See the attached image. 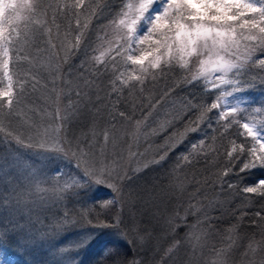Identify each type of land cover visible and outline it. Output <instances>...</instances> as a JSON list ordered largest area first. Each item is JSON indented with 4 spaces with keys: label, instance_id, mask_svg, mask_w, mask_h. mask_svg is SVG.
I'll return each instance as SVG.
<instances>
[{
    "label": "trees",
    "instance_id": "trees-1",
    "mask_svg": "<svg viewBox=\"0 0 264 264\" xmlns=\"http://www.w3.org/2000/svg\"><path fill=\"white\" fill-rule=\"evenodd\" d=\"M73 2L42 0L45 6L52 5L47 16L43 13L32 16L27 27L21 23L20 33L14 34L15 43L10 45L14 54L19 53L28 59H17L13 55V64L9 66L15 92L23 91V95L19 96L20 103L14 105L11 115L0 103V254L4 256L3 261L7 260L10 264H119L121 260L135 256L142 264H160L158 261L166 243L164 240H167L166 221L174 213L180 215L184 208L193 207L186 223L191 221L197 225L196 229L207 235L208 242L215 239L219 245L215 249L222 244V250L227 248L232 243L229 239L231 235L236 241L233 249H236L238 261L247 264L243 253L252 242L257 251L255 254L249 252L248 258L260 264L259 247L264 237L261 227L252 221L256 219L255 213L264 206V200L250 197L245 201L234 189H228L227 183L221 185L218 177L226 166H231L228 165L227 153L233 146L251 144L250 138H245L241 125L254 120L259 127H264V82L261 80L264 70L250 67L239 78L234 75L227 77L242 81L240 86L243 90L235 92L242 109L239 122L219 121L217 109L207 113V119L197 125L198 111L189 110L186 105L191 102L210 106L219 97V87L213 88L212 80L206 81L198 76L199 68L192 58L186 67L181 68L179 63L174 62L170 68H166V74H162L151 69V60L156 55L155 46L146 42L141 46L148 59L143 65H132L126 61L128 51L124 41L128 40L127 28L121 25L117 29L120 35L110 30L125 0H85L84 11L78 17L72 14L65 17L61 12L56 15V22L52 23L56 5ZM97 9L101 10L99 14H96ZM77 19L80 21L79 29ZM84 24L88 27L84 28ZM49 29L51 36L48 35ZM78 31L86 33L84 42L74 55L67 57L69 62L64 63L66 51L75 43ZM156 39H160V36L155 35ZM52 43L56 45L55 48L51 46ZM121 43L124 46L117 54L115 49ZM102 52L106 64H98L95 60ZM257 58H264V53H258ZM113 60L118 71H114ZM97 68L100 73H97ZM141 68L148 71L141 73ZM120 73H124L125 77L129 74L142 75L143 82H133V88L123 87L117 82V86L123 88L122 94H119L120 103L117 104L118 94L112 93L111 84ZM193 76L199 78L191 84L183 83L176 87L186 77L191 80ZM2 84L0 73V89ZM166 88H174V91L162 106H158L156 114L146 126H142L138 132L133 128L131 137L128 122L123 121L118 112L124 111L142 118V107L150 99L159 98ZM227 89L232 91L230 85H227ZM77 90L86 95L77 98L74 94ZM70 99L77 102L79 112L69 121L67 131H61L60 137L65 145H69L67 141L71 139L69 147L76 148L72 144L76 140L87 146V150L91 148L89 155L82 157L107 161L111 153L109 161L113 162L120 159L119 156L125 151L139 149V155L133 157L134 167L130 173L128 170L125 173L130 178L115 181L121 188V195L118 197L114 193L118 200L107 208L101 207L109 201L107 192L96 189L95 182L84 175L83 162L86 159L82 161L78 155L70 154L67 159L54 158L51 159L52 163H46V180L49 183L44 191L38 186L35 188L34 181L31 182L29 176L25 175V170L22 174L17 170L15 172L10 166L11 162H7L8 158L13 157L10 153L13 148L24 146L25 151L31 145L38 152L51 151L53 129L58 124L61 127L56 119L57 106L60 111L62 106L69 109ZM257 108L261 111L256 112ZM162 119L173 120V126L155 136L147 135L152 128L159 126ZM187 126L198 127V131L187 132L178 147L170 151L160 164L147 168L143 166L149 160L158 158L157 150L168 137L173 133H185ZM105 130L110 134L106 146L104 140H100ZM93 131L96 132L95 136ZM17 138H20L19 143ZM125 139L127 144L123 143ZM144 139L145 146L141 145ZM174 140L180 141V135H176ZM201 140L204 141L203 145L200 144ZM97 144L99 146L92 147ZM192 144H196L197 149L190 158L191 162L185 163L181 158L192 153ZM111 148L113 150L109 152ZM35 161L38 159H33ZM242 163L243 158L235 162V172H239ZM116 164L112 165V170L116 169ZM141 166V171L137 172L136 169ZM241 175L244 176L243 184L255 185L264 180V167ZM68 178H74L79 185L63 192L64 181ZM225 180L236 183L238 176L233 174L225 177ZM134 184L136 187L132 186ZM54 186L56 189L50 188ZM134 188H138V191H133ZM234 210L246 211L247 215L239 219L233 214ZM205 216L222 218L214 219L215 227L210 230L207 225L197 224L198 218ZM75 217L82 221L81 226L70 225ZM162 218L167 219L162 222ZM117 219L121 222L118 228L101 227ZM58 225L62 226L55 228ZM230 225H236L232 233L228 231ZM129 230L135 235L128 233ZM121 233H126V236ZM132 240L136 241L135 247L130 242ZM166 258L163 256L161 264H167Z\"/></svg>",
    "mask_w": 264,
    "mask_h": 264
},
{
    "label": "snow or ice",
    "instance_id": "snow-or-ice-1",
    "mask_svg": "<svg viewBox=\"0 0 264 264\" xmlns=\"http://www.w3.org/2000/svg\"><path fill=\"white\" fill-rule=\"evenodd\" d=\"M85 0H74L73 3L65 4L63 6L57 4L53 12L52 23H55V17L58 13H63L65 17L69 14L79 16L85 8ZM52 8V5L45 6L42 0L34 2V0H0V69L4 70L5 77L8 78L9 83L6 88L0 89V103L8 109L9 115L14 110V105L20 103L19 96L23 95V91L20 93L15 92L13 83L11 82V75L9 73V66L13 64V55L17 59H28L27 56H21L19 53H13L10 45L15 43L14 34L19 35L20 24L23 23L27 27L28 21L32 16L43 13L46 17L48 10ZM125 9L134 10V14L130 19H120L119 24L127 28L128 40L124 41L129 46L133 43L142 44L148 41L155 46V58L151 60V69L158 70L162 74H166V68H170L171 65L176 62L179 63L181 68H184L188 64V58H192L193 63H197L201 68V77L207 79L209 73L215 75V80L219 81L222 85H230L231 92L221 93V95H232L235 92H240L242 81L240 79H227L228 76L234 75L236 77L243 76L248 68L257 67L260 70H264V58H257L258 53H264V0H139L137 3H129L124 5L118 13L119 16L128 17V11ZM101 10L97 9L96 14H99ZM39 23V21H38ZM144 23L147 25L146 31L141 35L139 34V26ZM77 28H80V21H76ZM84 28L88 25L84 24ZM48 35L51 36V30H48ZM153 35L160 36V39L153 40ZM86 33L78 31L76 34L75 43L66 51L64 63H68L67 57L74 55L75 52L82 46ZM51 43V41H49ZM124 43H121L115 51L120 53ZM53 48L56 47L54 43L51 44ZM102 52L100 56L95 57L98 64H106L107 61L103 60ZM147 56H128V60L132 65H143ZM114 71H118L116 67V61L113 60ZM97 73H100V69H96ZM141 73H146L148 69L141 68ZM59 69H57V78H59ZM199 77L193 76L191 80L187 77L181 84H177L176 87L182 86L183 83L191 84L195 82ZM264 82V77H261ZM122 85L126 88H133L135 84L133 82H143L142 75L129 74L125 77L124 73H120L116 76V79L112 81V93H117V104L120 103L119 94H122L123 88L117 86ZM35 86V85H34ZM213 88L218 85L213 82ZM23 87V85H22ZM174 88H166L159 98H152L146 105L142 107L141 117L136 118L135 115H130L124 111H119L118 116L127 121L129 125H133L137 132L142 126H146L150 121V118L156 114L158 106H162L163 102L168 99L172 94ZM112 93H109L111 96ZM77 98H82L86 93L80 90L75 92ZM59 99V97H58ZM99 100L100 97L97 96ZM219 97L211 105H197L195 103H188L186 107L189 110L198 111L199 115L195 123L198 125L207 119V113L213 110L218 111L217 119L219 121H227L231 123L233 120L239 122L238 117L242 113V109L239 105L222 107L219 103ZM65 111L69 112L68 115H62L59 105L57 106L56 119L59 120L61 127L57 129L58 132L67 131L69 127V121L78 114L79 108L77 102L69 100V109ZM99 111V110H97ZM256 112H260L261 109H255ZM115 121V116H113ZM173 120L162 119L159 126L152 128L147 134L149 136H155L160 132L165 131L166 128L172 127ZM241 127L245 130V138H250L251 144L234 145L233 149L227 153L228 165L220 173L218 179L220 184L227 183V187L230 190H235L236 194L243 200L247 201L250 197H259L264 200V180L258 181L255 185H246L242 181L244 176L241 174H247L249 170L264 167V134L257 131L256 122L249 121L244 122ZM264 128V127H262ZM113 130L114 125H113ZM198 127L187 126L185 133H173L168 137L165 143L158 148V158H153L145 163L144 167L147 168L153 164H160L166 160L170 151L178 147L182 142L187 132H196ZM96 132L93 131V136ZM103 140L105 146L110 141V134L107 130L103 131ZM176 135H180L181 140L175 141ZM147 138V136H146ZM17 142H20V138H17ZM71 144V139L67 141ZM200 144L203 145L204 141L201 140ZM65 145L63 139H57L56 143L51 148V151L62 153L64 156L68 155V148ZM31 147V145H28ZM99 146L93 145L92 147ZM44 147V145H40ZM192 153L182 156V161L185 163L191 162L190 158L197 149L196 144L191 145ZM91 152V148L88 149ZM80 150L78 148L77 153L73 155H79ZM102 154V153H101ZM139 155V154H133ZM243 158L242 166L239 168V172H235V162ZM79 168V163L77 164ZM137 172L141 169H136ZM236 174L238 181L236 183L227 182L225 177ZM59 176V174H57ZM84 175L91 181L97 184H107L109 188L117 194L121 193V188L118 187V179H129L125 174L124 177H120L119 173L113 174V172L102 161L94 160L91 165H85ZM79 184L74 178H68L64 181L62 191L67 192L69 189L77 187ZM116 201H107L101 205V207L107 208L109 205L114 204ZM192 211L189 209L186 212L187 215H191ZM234 215L239 219H243L246 215V211L234 210ZM256 219L252 221L253 224L261 227V235L264 237V206L261 210L255 213ZM222 217L205 216L203 219L197 220V224L207 225L214 228V219ZM67 221V216L64 217ZM121 222L117 219L112 224H103L101 227H113L118 228ZM168 230L173 231L171 228V219L166 221ZM62 225H58L55 228H60ZM197 225H192L195 228ZM236 225L229 226V233H232ZM167 235V232L165 233ZM125 235L126 233H121ZM232 243L227 248L221 250L218 255H224L225 258L230 254L236 241L229 236ZM135 247L136 241H130ZM182 241H174L172 246L168 248V252H171L173 248L178 247ZM111 251V250H109ZM257 248L253 247V243L250 242L245 249L243 256L247 264H255V261L248 258L249 252L255 254ZM259 251L261 253L260 264H264V240L260 242ZM119 264H142V262L135 256L129 260H121ZM221 264H226L222 261Z\"/></svg>",
    "mask_w": 264,
    "mask_h": 264
},
{
    "label": "rangeland",
    "instance_id": "rangeland-1",
    "mask_svg": "<svg viewBox=\"0 0 264 264\" xmlns=\"http://www.w3.org/2000/svg\"><path fill=\"white\" fill-rule=\"evenodd\" d=\"M138 2H139V0H125L124 4H122L123 5L122 7H124V5L129 4V3H137L138 4ZM120 10H119V12H120ZM125 11H128L129 16L128 17L119 16L118 15L119 12H118L117 15H115L116 17H115V20L113 22V25L110 26V30L113 31L115 34L120 35L117 32L119 30L118 28L119 27L121 28V25L119 24V20L120 19H130L132 17V15L134 14V10L125 9ZM146 28H147V25L142 23L138 29L139 34L142 35L146 31ZM152 39L155 40V35H153ZM146 42H148V41H145L144 43H146ZM144 43H142V44H144ZM142 44L133 43L131 46H129L127 44V51L128 52H127V56H126V61L131 63L128 60V56H130V55H133V56L146 55L145 52H143V50H142V47H143V46H141ZM189 59L190 58H188V61H189ZM195 66H197L199 68L197 74L200 77L201 76V68H200V65L198 64V62L195 63ZM0 73L2 75V82H3L1 88L4 89L7 87L9 80L7 77H5L3 69H0ZM205 80L206 81L212 80V83L215 82L218 85V87H219L218 93H219V98H220L219 101L221 102V104H223L224 106H227V107H232V106L239 104L237 94L233 93L230 96H228V95L222 96L221 95V93H226V92H231V91H229L227 89V85H222L219 83V81L215 80V75L209 73L207 76V79H205ZM227 107H225V109H227ZM65 110L66 109H64V106H62V110H61V111H63L62 115H64V114L66 115L67 111H65ZM256 124H257V131L264 134V128L259 127V123L256 122ZM128 126H129L128 129L130 130V134H132L131 137H133V134H134L133 128H135V127L133 125H129V124H128ZM57 129H59V124L56 125L55 128L53 129V132H52L53 139L51 140L52 141L51 146H53L56 143L57 139H63L60 137L61 136L60 134H62V132L59 133L57 131ZM46 132H48V131H46ZM75 138H76V135H75ZM122 138H123V136H122ZM102 139H103V136L101 135L100 140H102ZM75 141L73 140L72 144L75 145L76 148L69 147V145H64L68 148V155L73 154V153H77L78 148H79L81 154H79L78 157L80 156L79 158H81V160L84 161V159H86V158L82 157V156L89 155V151L87 150V146H84L83 144L77 143ZM145 141H146L145 139H144V141H141L142 142L141 145L145 146V143H146ZM123 143L127 144L126 139L123 140ZM32 148L33 147H29V149H25V151L23 150L24 146H23V148H13L12 151L10 149V153L13 154V157L11 159L8 158L7 162L8 163L11 162L10 166L12 167V169L15 172L17 170L20 174H22L21 172L25 170V175L29 176L28 178H30L31 182L34 181L35 188H36V186H38V188H40L42 191H44L47 188L46 184L49 183L48 180H46V177L48 176V174H46L47 170H48V165H46V163L47 164L52 163L51 159H54V158H55V160H59L60 158L67 159L68 155L64 156L62 153H57L54 151L56 153L55 154L49 150H44L42 152H40V151L38 152L37 150H34V148L33 149ZM112 148L109 150V152H112V150H113ZM132 150L125 151V153H123L121 156H119L120 159H118L114 162L109 161V159L112 156L110 153V157L107 159V161H102V162L108 166V168L113 172V174L119 173V176H122V174L125 175L127 170H128V173H130V169H132V167H134V160H133L134 155L133 154H136V152L138 154L139 149H137V150L132 149ZM140 151H142V150H140ZM25 158H28L29 160H27ZM35 158L38 159V161L33 162V159H35ZM93 161H94L93 157H92V159H91V157L86 159V161L83 162V168H85L86 164L91 165L93 163ZM99 161H101V160H99ZM114 163H117L116 164L117 167H116V169L114 167L115 170H112L113 169L112 165ZM0 164H1V162H0ZM139 169H142V166ZM132 186L136 187V184H134ZM94 187L98 190H101V191L104 190L105 193L107 192L106 195L108 196L109 201L118 200L117 197H116L117 199L115 198V194H114L115 192H113V190L111 188H109L107 186V184L95 183ZM50 188L56 189V186L50 187ZM133 191L137 192L138 188L137 189L134 188ZM57 192H58V190H57ZM38 194H40V193L38 192ZM120 195H121V193H120ZM59 196H63V195H59ZM189 208L190 207L184 208L185 210H182L180 215H177V212L172 215V217H171V221H172L171 228L174 229V232L168 230V225H167V223L165 224L166 230H168L167 233L169 235L168 236L166 235L167 240H164V241H166V243L163 244L164 247H163L161 259H163V256H166L167 257L166 259H168L167 264H221V262L225 261V259H226V264H243V263H240V260L238 261L239 258H236L237 257L236 249L235 250L232 249V251L230 252V254H228V256L226 258L224 255H218V253L221 252V250H222L221 247L224 244L220 245V248L215 249V247L218 244V242L215 239H214V241L211 240L210 242H208L209 239L207 238V235L205 236L204 232L200 231L199 229H196L197 227L193 228L192 227L193 224L191 221L186 223L185 215H186V212ZM192 209H194V208L192 207ZM192 209H191V211H192ZM187 217H188V215H187ZM165 219H167V218H162L161 221L164 222ZM26 220H27V218H26ZM81 223H82V221L79 220L77 217H75L72 221H70V225H72V226H77V225L81 226L82 225ZM131 232L129 230L128 233H131ZM133 233L134 232H132V234ZM134 235H135V233H134ZM174 241H182V243L178 247L173 248V250L171 252H168L167 251L168 248L172 246ZM160 242H162V241H160ZM160 250H161V247H160ZM3 258H4V256H2L0 254V264H10L7 260L3 261ZM161 259L158 261V262H160V264H161V262L163 263V260H161ZM63 260H67V259H63ZM68 261L69 260H67L66 262H68Z\"/></svg>",
    "mask_w": 264,
    "mask_h": 264
}]
</instances>
